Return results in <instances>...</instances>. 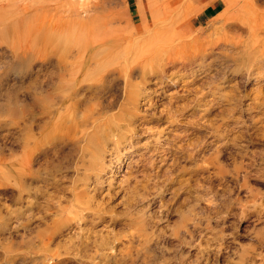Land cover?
I'll return each instance as SVG.
<instances>
[{"label": "rangeland", "instance_id": "rangeland-1", "mask_svg": "<svg viewBox=\"0 0 264 264\" xmlns=\"http://www.w3.org/2000/svg\"><path fill=\"white\" fill-rule=\"evenodd\" d=\"M140 1L0 0V264L48 262L40 247H26V234L25 248L17 236L13 109L16 90L47 73L61 55L50 60L40 54L15 68L19 48L14 47L34 35L28 31L39 28L45 35L50 26L63 28L71 18L99 25L102 36L100 31L112 30L118 49L126 53L133 46L143 54L148 43L191 38L208 51L197 59L205 69L171 67L166 79L148 78L157 104L147 110V99L140 102L147 112L138 122L136 145H121L120 167L104 175L115 187L107 206L111 213L92 227L83 225L82 232L95 231L96 242L91 239L81 253H70L77 258L96 254L87 264H264V64L250 65L245 49L235 43L248 40V24L264 20V0H222L208 17L202 15L205 0ZM199 35L215 42L203 46ZM165 107L177 111L173 123L159 112ZM111 239L112 248H97ZM102 251L114 257L100 259ZM76 262L69 264H81Z\"/></svg>", "mask_w": 264, "mask_h": 264}, {"label": "bare ground", "instance_id": "bare-ground-1", "mask_svg": "<svg viewBox=\"0 0 264 264\" xmlns=\"http://www.w3.org/2000/svg\"><path fill=\"white\" fill-rule=\"evenodd\" d=\"M148 4L151 8V1ZM142 13L140 9L139 14ZM91 17L89 19L94 18ZM80 20L69 21L63 24V28L54 24L41 36L38 34L41 30L36 27L38 29L35 32H27L34 34L29 40L22 41L21 47L19 44L14 47L19 48L14 53L17 58L15 68L29 64L40 54H45L50 60L61 55L60 59L56 57L57 60L47 73L36 75L32 84L16 90L13 109L17 236L22 246L26 234V247L29 245L31 249L40 247L44 250L48 257L47 264L51 260L50 264L77 263V260L87 264L90 258H94L91 252L90 257L86 255L88 258L85 259L83 255L82 258L74 257L72 253L75 251H70L80 252V249L90 244L91 239L96 242L95 231L88 228L82 232L83 225H94L111 213V207L107 206L115 187L110 181L107 182L104 175L113 172L114 167H120L123 160L121 145H136L134 141L139 136L138 122L147 112L146 109H140V102L147 99V110L157 104L152 90L148 88V78L157 75V82L166 79V71L171 67L192 71L194 68L203 69L205 65L197 59L203 58V51H208L205 45L215 42H211L213 39L210 40L207 35H202L205 41L201 40L206 43H201L205 47L200 46V42L194 38L177 39L166 44L148 43L143 54L139 46H133L132 51L126 53L118 49L120 44L115 41L112 30L103 29L100 33L104 34L100 36L99 25L92 27L90 21ZM258 22L247 25V41L239 39L235 42L245 49L250 65L257 60L261 65L264 64V20ZM214 23L211 29L215 28ZM138 71V80H134V74ZM169 81L175 83L172 77ZM166 109L159 112H164V116L173 123L177 111L170 107ZM160 133L159 130L155 135ZM156 139L159 140V136ZM35 220L38 222L33 225ZM112 243L113 240H103L97 244V248L102 250ZM62 252L63 255L72 254L74 258L63 256ZM98 255L103 260L114 257L106 251ZM43 257H39L42 263L45 261Z\"/></svg>", "mask_w": 264, "mask_h": 264}, {"label": "crops", "instance_id": "crops-1", "mask_svg": "<svg viewBox=\"0 0 264 264\" xmlns=\"http://www.w3.org/2000/svg\"><path fill=\"white\" fill-rule=\"evenodd\" d=\"M207 2V4L205 5L204 9L202 10V15L203 16H212L213 14H215L219 8L221 7V3L222 0H205ZM129 3H133V4H140L141 1L140 0H128ZM227 6V4H226Z\"/></svg>", "mask_w": 264, "mask_h": 264}]
</instances>
